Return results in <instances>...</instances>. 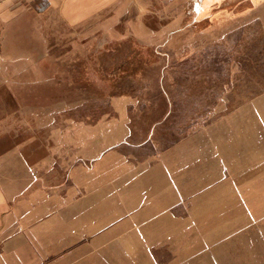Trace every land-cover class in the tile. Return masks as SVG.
<instances>
[{"label":"crops","instance_id":"crops-1","mask_svg":"<svg viewBox=\"0 0 264 264\" xmlns=\"http://www.w3.org/2000/svg\"><path fill=\"white\" fill-rule=\"evenodd\" d=\"M105 1L0 0V103L10 106L0 114V264H264L253 190L254 169L264 168V93L250 101L258 113L248 104L213 136L197 130L164 151L144 155L149 146L131 140L126 96L99 124L50 130L63 143L30 144L23 122L41 114L14 91L40 85L50 58L79 71L65 44L87 40ZM217 1L216 11L239 7L208 2Z\"/></svg>","mask_w":264,"mask_h":264},{"label":"rangeland","instance_id":"rangeland-1","mask_svg":"<svg viewBox=\"0 0 264 264\" xmlns=\"http://www.w3.org/2000/svg\"><path fill=\"white\" fill-rule=\"evenodd\" d=\"M208 1L106 0L99 18L85 26L87 40L65 44L72 47L64 54L79 55V71L64 67L68 60L57 65L50 58L40 85L28 94L14 91L41 114L40 120L23 122L30 144L63 143L50 130L99 124L114 115V100L124 96L131 99V140L149 146L144 155L164 151L197 130L213 136L226 114L246 113L248 104L258 113V104L250 101L264 93V0H236L234 14L224 4L216 11L219 1ZM64 68L68 71H60ZM10 105L13 113L24 107ZM9 109L0 103V114ZM39 125L46 129L34 132ZM254 173V208L264 213V168L255 167ZM248 185L243 182L238 190L246 193Z\"/></svg>","mask_w":264,"mask_h":264}]
</instances>
